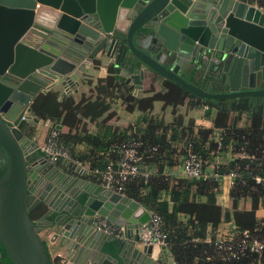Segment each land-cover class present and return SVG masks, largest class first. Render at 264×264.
<instances>
[{
	"label": "water",
	"instance_id": "95a60500",
	"mask_svg": "<svg viewBox=\"0 0 264 264\" xmlns=\"http://www.w3.org/2000/svg\"><path fill=\"white\" fill-rule=\"evenodd\" d=\"M103 65L136 95L147 77L160 78L204 104L264 113V11L242 0H0V243L13 264H54L48 228L73 264H174L152 242L149 209L84 178L76 161L64 171L24 129L40 122L33 103L41 93L70 92ZM100 217L124 235L99 229Z\"/></svg>",
	"mask_w": 264,
	"mask_h": 264
},
{
	"label": "trees",
	"instance_id": "16d2710c",
	"mask_svg": "<svg viewBox=\"0 0 264 264\" xmlns=\"http://www.w3.org/2000/svg\"><path fill=\"white\" fill-rule=\"evenodd\" d=\"M243 1L253 3L255 0ZM103 81H107L103 88L111 86L112 91H115L118 87V82H115L113 76ZM153 91L152 95L145 97L135 96L131 91H127L122 98L129 111L143 112L153 110L155 102L160 100L165 103L172 102L175 106L183 104L188 97L203 102L172 81L166 82L165 90ZM46 97L41 94L33 103V111L38 118L53 119L54 115L61 113L62 105L64 108L72 107L73 111L82 105L81 102H60L57 97ZM102 99L104 100L99 97L90 101L85 108L95 116L103 113L109 106L105 105ZM207 104L213 106L216 102L210 101ZM98 106L100 112H94ZM107 115L109 118L115 113L110 112ZM177 116L168 124L160 119L147 117L146 126L140 132L136 129L128 131L108 126L109 130L101 136L88 132L79 136L64 137L61 134L60 140L70 149L73 158L87 163L91 170L105 169L108 163L117 157L114 145L133 138L143 142L142 166L150 172L149 176L132 178L124 184L123 193L162 217L163 231L176 264H264V251L258 253L250 249L240 259H229L216 245L217 229L223 221H234L235 231L249 229L254 236L264 237V218H259L256 214L264 205V183L256 180L258 175L264 178V117L262 114H254L252 123L247 127H239L235 121L226 122L223 139L219 144L210 139L212 130L197 127L191 120L185 124L183 120L176 118ZM78 143L86 144L87 149L77 153ZM190 150L202 157L207 178L189 180L185 176L177 177L169 171L171 167L179 164L181 158ZM229 151L236 155L243 152L246 156H234L223 161V154ZM6 170L7 157L0 145V176H3ZM231 172L237 173L230 191L233 208L225 210L217 201L220 188L218 177ZM243 199L251 201V210L239 209ZM44 211L45 208L41 206L31 212L30 216L34 220L38 219ZM44 243L48 250L45 240ZM0 246L3 262L13 264L5 247L1 243Z\"/></svg>",
	"mask_w": 264,
	"mask_h": 264
},
{
	"label": "crops",
	"instance_id": "0c3cea01",
	"mask_svg": "<svg viewBox=\"0 0 264 264\" xmlns=\"http://www.w3.org/2000/svg\"><path fill=\"white\" fill-rule=\"evenodd\" d=\"M256 2L257 1L255 0L253 3ZM110 66L111 65H103L100 68L96 69L89 68V71H87L81 77L82 84L75 86L70 92H66L64 89H51L47 91L48 93H44L47 96L46 99L57 97L60 102L67 101L70 103L71 101H74L76 103L81 102L82 105L76 111H73L72 107L64 108V105H62L60 106V115L56 114L54 115V117L52 116L53 119L50 117H47V119L39 118V123L33 121L28 122L24 125L25 131L29 133L32 139L37 143L38 151L42 152V146L45 144L48 135L53 128L59 129L64 137L79 136L80 134H85L86 132L101 136L104 135V132H107V130H109L108 126H111L113 129L128 131L136 129V131L140 132L146 126L147 117L160 119L164 123L168 124L173 122L175 120V116L178 115L176 118L183 120L185 124H187L191 120L197 127L212 130L210 139L213 142H218V137L221 135V131H225L224 125L226 122L235 121V123H237L239 127H247L252 123L254 114H262V116L264 117V113L261 111L252 112L249 109H247L246 111L230 110L229 108H227L228 102L220 104L216 103L215 105L211 106L209 104H204L203 102H197L191 97L186 98L183 104H178L176 106L172 102L165 103V101L160 100L156 101L154 104V109L148 112H143L141 110L129 111L122 98V95L127 91H131L134 94V85L132 82L127 83L123 80L116 79V73L114 69L111 70L112 67ZM120 74L121 76L124 75V71H121ZM184 75L187 76L188 79L196 81L197 84H200L202 82L201 80H197L194 76H191L189 74ZM109 76H113L115 82H118V87L115 91H112L111 86L103 88V86L107 84V81L103 80L107 79ZM166 82L163 83L162 79L160 78L151 79L147 77L143 81L142 89L139 90V93L137 95H134L145 97L152 95L154 93L153 89L155 91H163L165 90ZM76 89H78V91H75ZM99 97L104 98V100L102 99L104 101V104L109 107L107 110H104L103 113L95 116L92 114V112L85 108V105H87L90 101H95ZM93 111L100 112L99 106ZM110 112L115 113V115L113 117L107 118V114H109ZM69 113H71L72 115L69 116ZM66 114L68 115V117H65ZM86 149L87 145L84 143H78L76 145L77 153ZM234 156L241 157V153L236 155L233 154L232 151L225 152L223 154V161H226ZM67 161L68 159H62L58 161L57 164L61 166L64 171H67L66 166L63 165V163ZM71 161H76L84 166V178L101 183V181L95 176V174L90 172V167L87 163H82L75 158ZM182 161L183 158H181L179 164L171 167L169 170L177 177L184 176ZM212 168L213 167L211 165L210 169L212 170ZM218 180L220 188L217 193V201L225 210L232 209L233 201L230 196V177L228 175H224L218 177ZM251 207V201L248 199H243L241 201L239 209L251 210ZM256 214L257 217L262 219L264 218V205H262L257 210ZM235 226L236 224L234 221H223L217 229V238L232 234L235 230ZM55 232V228H48L42 232V236L47 244L54 264H73L71 262L70 256H67V249L62 242L63 237L59 236L55 240H52ZM156 247L157 249H159L160 246L156 245ZM167 250L169 251V249ZM169 260L174 261V264H176L170 251Z\"/></svg>",
	"mask_w": 264,
	"mask_h": 264
},
{
	"label": "built area",
	"instance_id": "2783aa9c",
	"mask_svg": "<svg viewBox=\"0 0 264 264\" xmlns=\"http://www.w3.org/2000/svg\"><path fill=\"white\" fill-rule=\"evenodd\" d=\"M252 3L264 11V0H256ZM25 119V116L21 117ZM224 130L218 137V142L221 144ZM61 132L57 128H53L45 144L42 146V151L47 154L52 162H58L62 159L74 160L71 151L65 147L60 140ZM117 152V157L111 160L105 169H94L91 173L101 181L107 188L114 189L123 193L124 184L137 176H149V171L142 166L144 152H142L143 142L138 139H131L120 144L114 145ZM156 148H154L155 150ZM245 153H241V157H245ZM183 174L189 180H202L207 178L208 174L204 169V161L202 157L191 150L183 156L182 161ZM231 185L234 183L236 172L228 174ZM259 183H264V178L256 176ZM152 223L154 230V240L152 242L160 247L165 246L169 249V244L166 241V234L163 231V220L159 214L152 213ZM98 228L109 234L122 237L124 228L112 223L107 218L100 217L98 219ZM151 241V240H150ZM219 249L223 250L229 259H240L248 250L252 249L255 252L261 253L264 251V237L254 236L249 229H242L240 232L235 231L227 236L219 237L216 241Z\"/></svg>",
	"mask_w": 264,
	"mask_h": 264
},
{
	"label": "flooded vegetation",
	"instance_id": "af4514ba",
	"mask_svg": "<svg viewBox=\"0 0 264 264\" xmlns=\"http://www.w3.org/2000/svg\"><path fill=\"white\" fill-rule=\"evenodd\" d=\"M47 93H48V92H47ZM43 94H44V93H43ZM40 207H41V206H40ZM40 207H39V208H40ZM39 208H38V209H39ZM43 214H44V213H43ZM43 214H42V215H43ZM42 215H41V216H42ZM41 216H40V217H41ZM102 218H104V217H102ZM107 219H108V218H107ZM2 261H3V259H2Z\"/></svg>",
	"mask_w": 264,
	"mask_h": 264
}]
</instances>
